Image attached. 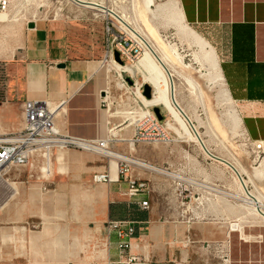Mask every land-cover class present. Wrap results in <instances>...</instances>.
I'll use <instances>...</instances> for the list:
<instances>
[{
  "label": "crops",
  "instance_id": "crops-1",
  "mask_svg": "<svg viewBox=\"0 0 264 264\" xmlns=\"http://www.w3.org/2000/svg\"><path fill=\"white\" fill-rule=\"evenodd\" d=\"M179 2L186 23L216 52L223 83L237 108L238 125L252 139L264 141V0ZM21 32V44L0 66L6 85L0 93L10 104L1 102L0 134L19 130L26 100L44 101L56 109V125L66 134L103 139L111 132L117 134L115 128L121 131L134 124L118 115L122 112L111 110L108 90L113 86L104 69L105 54L94 36L88 41L85 33L75 35L72 25L54 19L35 21L34 28L26 23ZM61 64L66 67L59 68ZM157 100L171 112L165 100ZM15 105L19 128L5 132L8 125L1 120L2 113ZM114 120L121 122L110 127ZM32 156V166L12 173L9 166L0 178L5 194L0 197V264H53L59 259L63 262L58 264H115L120 256L117 237L112 235L107 243L110 219L141 222L132 253L142 255L145 264H183L181 245H171L173 238L178 240L173 231L164 226L152 204L144 210L122 195L129 184L117 180L109 162L73 149ZM105 170L112 182H93V174ZM150 198L148 193L142 195ZM232 231L246 238L244 227H230L226 235L230 237Z\"/></svg>",
  "mask_w": 264,
  "mask_h": 264
},
{
  "label": "rangeland",
  "instance_id": "rangeland-1",
  "mask_svg": "<svg viewBox=\"0 0 264 264\" xmlns=\"http://www.w3.org/2000/svg\"><path fill=\"white\" fill-rule=\"evenodd\" d=\"M7 1L8 9L2 14L14 18L10 21L0 19V66L12 57L15 48L21 44V31L26 23L51 19L68 22L72 25L75 35L85 33L88 41L95 37L101 44L102 54H105L107 59L104 27L102 21L94 16L100 14L106 17L105 13L77 5L71 0ZM92 1L119 11L124 10L131 25L150 44L162 53L171 55L173 51L178 54L179 60L175 61V65L181 73H175L174 82L179 102L195 122L200 123L198 132L211 149L213 153L211 154L234 163L241 170L240 176L246 190L259 194L264 204V147L257 148L255 142L259 140L252 139L249 133L243 130L244 127L228 118V107L222 91L213 80L205 52L189 39L184 38L173 21L157 13V4L166 0ZM158 21L160 24H157ZM112 63L121 77H117L113 71H106L107 80L113 86L108 90L112 95L108 100L111 110L122 112L119 115L135 122V113L141 111L143 104L138 100L140 97L136 96L134 90L143 96L142 85L146 83L144 82L146 77L130 74L132 77L130 79L133 81L131 84L125 75L128 73L124 65L115 61ZM129 63L132 62L124 61V64ZM104 66V69L108 70L109 65ZM162 76L168 82L163 71ZM3 79L4 73L0 67V92L6 86ZM162 86L168 90L167 83L163 82ZM146 100L147 107L158 106L161 109V114L164 116L161 121L164 128L162 134L145 135L141 141L132 146L134 123L121 131H119L121 127L113 128V132L117 134L113 135L111 132L105 138L113 139L114 150L118 152L116 155L128 158L132 162L134 175L150 186L148 192L151 197L150 203L156 208L157 217L162 216L164 226L169 227L178 238V240L173 238L171 242H174L171 245L174 247L181 245L185 253L183 264H264V219L249 213L250 209L241 199L243 191L236 174L220 160L204 152L190 124L168 100L165 99L171 112H167L157 98ZM1 102L5 104L6 100H0V105ZM5 105L10 107L8 103ZM17 108L18 106L15 105L2 113L1 120L8 125L5 132L19 128L17 123L19 118L15 119L17 115L13 116V110ZM103 108H106V105ZM233 108L237 111L234 103ZM151 110L153 112V109ZM119 122L121 121L114 120L110 127H114ZM102 159L104 161L102 163L108 165V159ZM120 159L114 157L110 159V166L116 162L117 173ZM142 164L155 167L158 172ZM29 166L11 165L10 172ZM2 175L3 173L0 178L3 177ZM4 195L2 189L0 197ZM243 212L247 213L246 219L240 217ZM238 223L243 224L246 238L242 239L236 231H232L228 237L226 233L229 225ZM188 237L191 241L200 242H186ZM181 239L182 243H179ZM198 248L200 252L196 254L194 251ZM186 250H188V259H186ZM60 262L63 260L52 261L53 264Z\"/></svg>",
  "mask_w": 264,
  "mask_h": 264
},
{
  "label": "built area",
  "instance_id": "built-area-1",
  "mask_svg": "<svg viewBox=\"0 0 264 264\" xmlns=\"http://www.w3.org/2000/svg\"><path fill=\"white\" fill-rule=\"evenodd\" d=\"M7 0H0V12L7 9ZM102 21L106 36V57L115 60L114 52L120 53L121 59L133 62L143 55L147 49L145 40L139 36H133L121 22L113 17L94 14ZM124 81V78H121ZM25 115V126L11 134H0V172L4 171L5 165L14 162L17 166L31 165L32 152L43 149L54 151L57 147L66 149H78L94 153L102 158L112 159L118 152L114 150L113 139H84L64 134L56 125V115L52 106L47 102L26 100L22 103ZM142 116L135 121V133L132 139L133 145L141 141L145 135L157 136L163 133L164 128L152 108H146ZM120 154V153H119ZM124 179L129 187L122 192L124 197L129 198L133 204L139 205L144 210L151 209L149 199H142L143 194L150 191V186L134 175L133 165L126 160L119 161L118 179ZM93 182L110 183L109 170L93 174ZM141 222L129 219H110L106 223L107 243H111V236L117 237L116 247L120 260L115 264H140L146 263L140 254H133V239L137 233V226ZM187 242H200L187 238ZM209 246V244H208Z\"/></svg>",
  "mask_w": 264,
  "mask_h": 264
},
{
  "label": "bare ground",
  "instance_id": "bare-ground-1",
  "mask_svg": "<svg viewBox=\"0 0 264 264\" xmlns=\"http://www.w3.org/2000/svg\"><path fill=\"white\" fill-rule=\"evenodd\" d=\"M44 1L49 2V0H44ZM71 1L77 5L86 7L88 9H95V10L101 11L102 13H105L107 16L112 15L113 18H115L116 20H118L119 22H121L123 24V26L130 32L131 35L139 36L140 38H143L145 40V44L147 46L145 53L143 55H141L140 57H138L137 59H135L132 63L120 64L116 60H113L111 58H107L104 61L103 65H109L108 71H113L117 77H121V74L118 73L117 69L113 65L112 62H114V61L119 63L120 65H124V67H125V69L129 75L134 74V75L142 76V77L145 76L146 79L144 82H146V83H143V85L149 84L151 86L153 98L168 100L170 102V104H172L174 106V109H176L178 111V113L184 117V119L188 122V124H190V127L193 129V131L196 135V140L198 141L200 147L204 150V152L207 155H210V157L213 156L214 158L220 160L222 163H224L226 166H228L229 168H231L233 170V172L236 174V176L240 182L239 184H241V188L243 191L241 199L247 205V208L250 209L249 213L255 214L259 218L264 219V204L262 202L261 196L257 193L246 190L245 184L242 181V178L240 176L241 170L238 169L234 163H232V162H230L224 158L212 155L213 153L211 152V149L208 147L206 142L202 139L201 134L198 132V129L200 127V123L199 124L196 123L195 120L193 119V117L185 111V109L182 107L181 103L179 102V100L177 98V95H178L177 89H176V85L174 82L175 73L180 72L179 70H177L176 65H175L176 64L175 61L178 59V57H177L178 54L174 53L173 51H172L171 55L166 54V53H162L158 50L157 47H155L153 44H150L143 37V35L131 25V22L128 19V15L126 14V12L124 10L119 11L117 9H112V8L107 7V6H104L103 4L96 3L92 0H71ZM8 6H9V2H8ZM156 8H157L156 9L157 13L159 15H162L165 18H167V19H169L175 23V27L179 30V32L182 34V36L184 38L189 39L193 44L199 46L205 52V56L209 60V67L212 70L213 80L216 83V85L219 87V89L222 91L225 103L228 107V110H229L228 118L230 120H232L233 122H237V119H238L237 112L233 108V102H232L231 98L229 97L228 92H227L225 85L223 83V80H222V77H221V74H220V71L218 68V64H217V55H216L214 48L211 45H209L208 42L201 35H199L193 28H191L186 23L184 16H183V12L181 10V5H180L179 0H166L164 3L157 4ZM7 9H8V7H7ZM6 10L3 12H0V19L10 21L11 19L14 18V16H7L5 14H2L4 12H6ZM107 61H109V62L106 63ZM161 70L167 76L169 85H168V82H166L165 78L162 76ZM163 82L165 84L167 83L168 90H166L165 87L162 86ZM134 93L136 94L137 97H140L141 100L139 98H138V100L143 104L144 107L152 108V107H147V100H146V99H148V100L152 99V96H151V98H147L143 94V92H142V94H143V96H142L141 94L138 93L137 90L136 91L134 90ZM154 107H156V106H154ZM144 111L145 110L143 108H141L140 112H136L135 113L136 119L138 116H142ZM124 113H129V115L131 114V112H124ZM175 118H177V117H175ZM133 123H135V122L133 121ZM24 126H25V115H24L23 122H22L19 129L23 128ZM111 134L115 135L114 133H111ZM78 138H80V137H78ZM131 142L133 144L132 140H131ZM255 144H256L257 148L264 147V141L255 142ZM63 149H66V148L57 147V149H55L54 151L63 150ZM37 152H41L45 155H48L52 151L49 152L48 150L44 151L43 149H38V150L32 152L31 155H33L34 153H37ZM114 158H121L120 160H126L129 163H132L126 157H122V156L120 157L118 155H115ZM110 162L111 161H109V163ZM11 165H17V164H15L14 162H9L5 165V168H7ZM142 165L144 167L150 169V170H153V171L156 170L158 172V169L155 167H152L150 165H145V164H142ZM111 167H112L111 170L115 172L117 170L116 162L113 163V165H111ZM118 167H119V163H118ZM2 172H0V175ZM118 175H119V169H118ZM110 178H111V175H110ZM111 181H112V179H111ZM99 183H103V182H99ZM208 189H210V188H208ZM210 190H213V189H210ZM213 191H215V190H213ZM225 195H228V194H225ZM241 214H242L240 216L241 219L247 218L246 217L247 213L243 212ZM230 227H231V230H237V229L242 230L243 224H240V223L232 224V225L230 224L229 228ZM133 246H134V244H133Z\"/></svg>",
  "mask_w": 264,
  "mask_h": 264
},
{
  "label": "water",
  "instance_id": "water-1",
  "mask_svg": "<svg viewBox=\"0 0 264 264\" xmlns=\"http://www.w3.org/2000/svg\"><path fill=\"white\" fill-rule=\"evenodd\" d=\"M35 27V22L33 21H30L28 22V28H34ZM114 57H115V60L117 62H119L120 64H124V61L121 59L120 57V53L118 51H115L114 52ZM66 65L65 64H61L59 65V68H65ZM129 83H133V81L129 78L128 79ZM143 94L147 97V98H151L152 96V88L149 84H144L143 85ZM153 112L155 113V115L157 116V118L160 120V121H163L164 119V116L161 114V109L160 107L156 106V107H153Z\"/></svg>",
  "mask_w": 264,
  "mask_h": 264
},
{
  "label": "trees",
  "instance_id": "trees-1",
  "mask_svg": "<svg viewBox=\"0 0 264 264\" xmlns=\"http://www.w3.org/2000/svg\"><path fill=\"white\" fill-rule=\"evenodd\" d=\"M2 93H0V100H4V96L1 95Z\"/></svg>",
  "mask_w": 264,
  "mask_h": 264
}]
</instances>
